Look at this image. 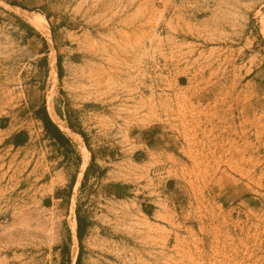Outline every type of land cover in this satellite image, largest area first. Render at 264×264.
<instances>
[{
	"label": "rangeland",
	"instance_id": "rangeland-1",
	"mask_svg": "<svg viewBox=\"0 0 264 264\" xmlns=\"http://www.w3.org/2000/svg\"><path fill=\"white\" fill-rule=\"evenodd\" d=\"M0 1L62 67L0 4V264H75L71 206L80 264H264V0Z\"/></svg>",
	"mask_w": 264,
	"mask_h": 264
},
{
	"label": "bare ground",
	"instance_id": "bare-ground-1",
	"mask_svg": "<svg viewBox=\"0 0 264 264\" xmlns=\"http://www.w3.org/2000/svg\"><path fill=\"white\" fill-rule=\"evenodd\" d=\"M0 4L2 7L7 9L8 11H11L15 15L21 17L23 20L28 22L31 26L36 28L43 36L47 37L48 44L51 50V55H50V65H51V79L53 81V87H55V83L58 80L57 76V66H56V55H55V49L53 47V43L51 40L50 36V30H49V25L45 17L41 14H38L35 16L31 11L27 10L26 8H23L18 5H12L7 2L0 1ZM262 34L264 36V20L262 21ZM55 89V88H54ZM48 102V114L52 121L61 129L63 133H65L71 141L75 144L76 149L78 150L81 159H82V164L80 168V173H79V178L76 182V185L79 184L83 171L85 169V166L90 160V153L86 146L84 145L83 139L72 132L70 127L68 126L67 122L62 119L55 111L53 101H52V94L48 97L47 99ZM71 216L72 218L69 221V228L71 231V244H70V256L71 260L73 263L76 260L77 253H78V239L76 235V226H77V221L74 213V207L71 206Z\"/></svg>",
	"mask_w": 264,
	"mask_h": 264
},
{
	"label": "trees",
	"instance_id": "trees-1",
	"mask_svg": "<svg viewBox=\"0 0 264 264\" xmlns=\"http://www.w3.org/2000/svg\"><path fill=\"white\" fill-rule=\"evenodd\" d=\"M6 2H8L10 4H14L13 2H10V1H6ZM29 29H31V28H29ZM56 65H57L58 77L61 78L62 67H61V61H60L59 55H57V57H56ZM56 113L60 117L64 118L62 116V114L58 110H56ZM36 115L43 122V125H44V127H45V129H46V131L48 133H50L51 135H54V133L57 132L63 138H65V136L59 131V129L56 127V125L52 122L51 118L49 117V115L47 113V110H46L45 103H42V105L36 109ZM64 119L67 121L69 127L71 129H73L72 124L70 123V121L67 118H64ZM77 132L82 136L83 140L86 141V138H85L84 134L82 132H80V131H77ZM66 141H67V143L70 146L69 140L66 139ZM70 149H71V147H70ZM78 159H79V157H78ZM91 159H93L92 156H91ZM83 177L84 178L86 177V172L84 173ZM73 180L74 179H72V183H73ZM143 210H144L145 213H148V210L145 207H144ZM76 221H77L76 235H77L78 241H80L81 238H82L83 231H84V223H83L82 219L80 218V216L78 215L77 210H76ZM75 264H80V252L77 254V257H76V260H75Z\"/></svg>",
	"mask_w": 264,
	"mask_h": 264
},
{
	"label": "crops",
	"instance_id": "crops-1",
	"mask_svg": "<svg viewBox=\"0 0 264 264\" xmlns=\"http://www.w3.org/2000/svg\"><path fill=\"white\" fill-rule=\"evenodd\" d=\"M184 85V84H182ZM49 115V114H48ZM50 117V116H49ZM52 120V119H51ZM53 122V121H52ZM54 123V122H53ZM55 124V123H54ZM68 124V123H67ZM41 125H42V129L45 130V132L47 133V136L50 138V140L53 142V145L56 146L59 149H64V148H68L70 149L69 144L67 143L66 139H68V137L61 131V129L58 128V126L56 125V127L59 129V131L65 136V138H63L60 134H58L57 132L54 133V135H51L50 133H48L43 125V122L41 121ZM7 130V127L4 128H0V130ZM27 132L23 131L21 129H16V130H12L9 131L5 134V136H3V140L7 142V145L10 146L11 148H26V146L29 143V140L27 138ZM148 136V135H147ZM149 139V138H148ZM69 140V139H68ZM146 140V139H145ZM70 142V140H69ZM71 150V149H70ZM64 153V152H63ZM65 154V153H64Z\"/></svg>",
	"mask_w": 264,
	"mask_h": 264
}]
</instances>
